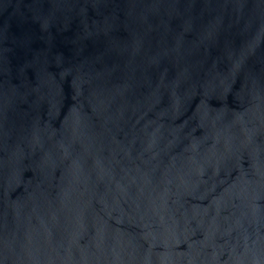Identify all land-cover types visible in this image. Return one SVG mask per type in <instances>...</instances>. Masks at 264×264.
<instances>
[{
    "label": "water",
    "instance_id": "95a60500",
    "mask_svg": "<svg viewBox=\"0 0 264 264\" xmlns=\"http://www.w3.org/2000/svg\"><path fill=\"white\" fill-rule=\"evenodd\" d=\"M0 264H264V0H0Z\"/></svg>",
    "mask_w": 264,
    "mask_h": 264
}]
</instances>
